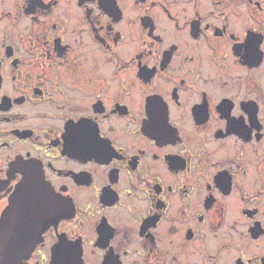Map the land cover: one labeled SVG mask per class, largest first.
<instances>
[{
  "label": "flooded vegetation",
  "instance_id": "obj_1",
  "mask_svg": "<svg viewBox=\"0 0 264 264\" xmlns=\"http://www.w3.org/2000/svg\"><path fill=\"white\" fill-rule=\"evenodd\" d=\"M7 211L23 264H264V0H0Z\"/></svg>",
  "mask_w": 264,
  "mask_h": 264
},
{
  "label": "water",
  "instance_id": "obj_2",
  "mask_svg": "<svg viewBox=\"0 0 264 264\" xmlns=\"http://www.w3.org/2000/svg\"><path fill=\"white\" fill-rule=\"evenodd\" d=\"M9 218L7 211L0 223V264H23L37 242L28 232L10 230Z\"/></svg>",
  "mask_w": 264,
  "mask_h": 264
}]
</instances>
